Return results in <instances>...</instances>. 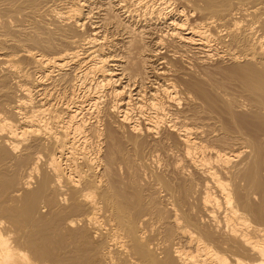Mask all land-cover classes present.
Here are the masks:
<instances>
[{"label":"bare ground","instance_id":"bare-ground-1","mask_svg":"<svg viewBox=\"0 0 264 264\" xmlns=\"http://www.w3.org/2000/svg\"><path fill=\"white\" fill-rule=\"evenodd\" d=\"M5 1L17 3L15 0H0V6ZM25 1L27 2L22 0L23 3L27 4L29 0ZM35 1L30 0L29 3L35 4ZM87 1L90 0L52 1L54 9H51V6L50 8L46 7V9L48 8L51 11L55 10L57 6L55 15H51L52 26L46 25L44 20L45 22L41 23L39 30H37L38 34L37 32L35 33L36 35L33 34L35 36L31 37L32 34L21 33V30L18 31L17 29L13 33L10 30L13 36L17 30L16 34H23L25 38L30 39L31 47L28 46V48L19 51H21L20 53L24 60L28 59L37 70L41 71V77H44V79H40L37 76L40 80L38 79L37 82H34L31 78L35 79L34 77L36 76L32 75L30 78L32 70L30 72H25L24 70L25 73L20 76V81L16 83V86L14 85L16 90L21 93L18 92L19 96L21 95L20 98L16 97V91L10 89L15 93L13 95L9 90L4 89L8 88L6 86L7 81L2 78L3 75L1 76L3 70L9 72L10 67L19 60V58L15 60L16 54H19L18 50L15 53L14 51H9V49L14 50V47L16 49L17 44L15 42L17 41L15 40V42L11 43L7 40L8 37H6L7 39L4 37L3 33H6L8 28L2 34L0 31V87L7 91L1 96L9 98V101L5 99L7 102H4L5 100L0 97L3 103L7 104L9 102L7 104L9 105L8 108H5V105L0 102L1 106L2 104L4 105L0 110L3 114L4 109H8V112L11 113H8V117L10 115L13 116L10 119L6 117L7 112H4L5 116L1 115L0 112V115L3 116H0V131H5L4 136L2 135L0 140V195L7 192L5 198L3 195L5 200L8 194V200L11 201L12 199L13 201V198L20 197L23 202L21 205L17 204L19 199H14L17 202L16 204L13 203L15 201H11V203L6 200V203L7 201L9 203V205L7 203L8 206L11 203L17 208L14 205L15 208L12 205V207H6V203L3 204L4 199L1 200L2 198L0 197V264H264V174L262 173V170H264V142L260 138L261 135H264V0H133L132 6H138L139 8L143 6L141 9L144 12L142 11L141 19L136 9L135 12H127L128 15L134 18L136 16L135 20L139 21L140 19L141 27H147L157 21L165 22L167 31L165 30V34L155 38L154 45L158 48L160 44L164 43L165 38H168V40L170 38L171 43L169 46L173 47L172 50H170L171 48L168 49L171 52L170 54L164 52V55H160L162 57L159 58L163 59V61L161 60L162 66L160 65L161 67L156 72L154 71L157 79L160 78L162 81L160 83L161 87L157 91L158 93L150 90L151 92L147 94L148 97L146 96V98L144 96L146 93H143L140 87L135 90L136 92L134 91L135 93L133 92L134 97L133 93L131 94V90L128 89L129 83H122V78H124L122 76L126 74L128 75L126 80L132 81L133 79L134 81L135 76L137 77L139 73L142 74L139 71L142 68L139 69L140 67H137L139 73L137 70L138 74L135 73L134 63V67L131 66L133 72L129 68L133 74L127 72V61L110 54V41L106 40L107 36L101 31V26L108 23L105 22V16L112 9L116 11V9L125 7V3L122 2L124 0L103 2L106 5L103 7L105 15L101 20L99 19L100 25L97 26L94 23L95 26L93 25L89 32L85 31V35H81V28L85 24L83 17H86L85 14L88 12L84 9L87 6ZM152 3L158 4L155 14L153 10L149 11L148 9ZM187 3L189 4L187 5ZM172 4H175L173 5L175 8L170 6ZM184 4L190 6V10L200 13L201 18L198 17V20L190 22L183 9ZM37 5L38 3H36V7ZM126 5L128 7L129 4ZM88 13L87 15H89ZM115 14L114 16L116 17ZM108 18H111V16H108ZM112 18L114 17L112 16ZM117 21V24L120 25L119 28L123 26L124 29V27L129 25H125L122 22L124 20L121 21L119 18ZM0 26L3 28L2 26L4 25ZM6 26L4 27L5 29ZM123 29L122 31H124ZM0 30L3 31L4 29ZM146 30L139 29L142 33ZM122 31L121 34L123 35ZM126 31L128 30L126 29ZM131 31L132 29H129V32ZM26 34L30 37L26 36ZM140 50L142 51L143 49ZM152 50L149 51L151 52ZM214 56L220 59L225 56L233 63L232 65L229 64L231 65L230 67L233 66L232 68H229V66L227 68L231 69L230 71H227L226 68L223 69V71H227V79L225 81L229 79L230 84L232 82L236 84L235 86L239 88L237 89L240 91V95L244 98L242 103H239V99L237 100L236 93H231L230 95L226 93L228 96H225V93L223 95L216 92V89L214 91L213 88L215 87L211 85L213 82L211 84H209V81V83L205 82L206 80L201 79L204 78L202 76L196 79L197 77L194 75L198 73L193 75L195 78L192 76L181 82L185 84H183L186 87L185 92L183 90L185 88H181L185 94V99L194 100L198 98L202 100L207 108L217 112L221 128L220 140H222V144L225 142L226 144H224L227 145L228 143V147L204 143L206 139L203 130L201 131L199 126H193L191 123L183 121V118L178 121V115L175 117L177 120L168 116L170 107H167L171 105L177 106L179 103L178 97L180 95H177L179 93L177 86L180 83L179 81H182L177 79L178 83L174 81L176 78L173 79V77H176L177 73L180 72L184 78H187L188 76L186 77V75L190 74L188 71L192 70V68L190 69L191 65L195 66V64L204 63L208 59L214 58ZM173 60L176 61L175 63L181 62V66H178L180 64L176 65ZM141 63L138 62V65ZM71 64L73 65L74 73H70L71 76H68V78H65L67 75L63 77L61 75L62 72ZM201 70L203 71L204 69ZM205 70L207 71L206 68ZM6 74L10 73L6 72ZM56 75L62 76L60 78L66 82L67 87H69L67 89H71L72 93L75 84L79 81H82L81 85H84V82H89L90 79L92 82L94 81V91L92 94L89 93L91 94L89 96V104L95 107L97 103H100L99 100L102 99V89H109L113 104L108 108L107 113L116 117H114L116 120H113L112 124L115 123V126L126 128L129 131V135H126L128 137L123 138L132 147L134 143L137 144L142 133L155 138L156 134H159L158 129L165 125V129L168 131L167 134L175 140L169 139L176 142L173 143L180 145L182 159L198 175L201 174V177L205 176L206 182H210L211 187L214 190L216 189L217 195L214 196L209 189L205 190L207 189V183H205V195L201 198V208L206 214H178L175 213L176 211H170V214L169 212L167 214H159L158 212L161 210L158 209V212H155L158 206L154 205L155 203L153 204L150 200L151 198L147 199L149 202L146 199L147 202L143 201L145 196L144 198L143 196L141 197L144 194L143 192L140 194L138 184H135L131 177L132 185L134 181V185L138 188H133L134 191L138 190L135 193L130 190L134 193L133 195L122 191L116 184L108 180L107 174L114 173L110 172L109 168L110 166L112 167L111 169L114 168V164L111 162V159H113L111 158L113 156L112 151L118 150L115 152H118L119 159L123 158V153H127H119L120 148H122L121 141L123 140H119L120 137L117 138V130L113 129L112 121H108V124L105 121L102 123V117L100 119L97 116L94 123H91L92 121L90 122L89 119L87 120L85 118L86 112L84 113L85 110L83 111V106L78 100L71 98L72 106H68V103V105L65 103V105L60 106L58 103L61 108L58 109L59 107L57 108L55 105L58 110H53L52 100H49L51 93L48 90L50 89V92H52V89L56 87ZM139 75L137 79H142L143 75L141 77ZM226 76L224 77L226 78ZM179 78L181 77L179 76ZM62 80L60 81L61 83ZM46 81H51L52 86L46 85L52 88L45 85ZM81 85L77 86L81 87ZM34 87H38L37 93L39 97H33ZM47 88L49 89L47 90ZM178 89L180 90L179 87ZM106 107L108 106L106 105ZM178 107L180 106L178 105ZM109 114L107 116H110ZM45 115H48L51 121H46ZM192 115L189 116L192 117ZM49 117L47 118L48 120ZM182 117L187 121L188 118L186 116L182 115ZM138 119H141L140 121L142 122ZM189 119L188 121H193ZM50 122L54 125L50 126ZM234 130H237L235 133H238L237 135H234ZM1 132L0 136L4 133ZM88 136L97 139L96 145H100L98 146L99 149H97L98 152H96L97 146L92 147L94 145V143L92 144L93 140L90 139L91 146H89L90 144L88 145ZM163 138L165 139L166 136ZM85 144L92 147L93 150L95 148V152H93L99 154V159L97 154L95 157L101 167L100 169L98 166V169L101 170L100 174L93 170V161L86 152L92 148L86 150ZM20 146L22 147L20 148L21 150H19ZM108 150L111 151L110 154L112 156L105 152ZM238 151H243L244 154L241 159L239 158L240 160L236 159L239 155ZM91 152L89 153L91 154ZM120 154L123 155L120 156ZM107 157L111 158L109 159V162H111L109 167ZM125 159H122V161ZM41 160H43L42 164L40 163ZM8 161H19L18 163L21 165L18 166L17 163V166L21 170H24L25 166V172L23 171L26 173L25 176L21 173L24 177L18 179V174L22 171L18 169L20 172H17L18 174L15 173L16 177L12 173L13 166L16 164L10 163V167L12 166L11 170L8 168ZM124 162H127V160ZM21 166L23 167L21 168ZM15 169L14 167L16 172L17 169ZM98 169L96 170L98 171ZM105 174L107 177L106 181L111 183L110 186L114 192L111 189V192L107 189L108 187L103 178ZM161 178L159 180L164 183L159 182V184H163L166 189L169 188V181L166 178L164 179L165 181H162ZM130 179L128 181H131ZM188 182L181 187V189L183 188L181 192L183 191L184 196L190 194L194 188L191 189V185L189 186L190 183ZM132 185L130 184V186ZM113 187H117L120 191L116 189V192ZM201 193L199 192L200 196ZM97 195H99V199H96ZM255 195L260 197L257 202L253 200ZM42 199L54 205L67 200L68 203L65 208L68 207L67 209H71L73 211L71 213L74 214H66L70 213V211L68 212L64 210L65 208H62L64 207L62 204L66 203L63 202L59 206H62L60 209H63L65 213H62L58 208L61 214H54L55 212L49 214L48 216L51 215L52 219L48 222L49 219L44 216L47 214H42L43 212L39 214L41 212L40 203L43 205L47 204ZM220 201L224 205L222 208H224L225 212L222 218L224 223L222 224V221L221 225H219L218 221L216 222V216L212 213L214 208H210L211 205H214L215 208L221 205ZM143 202L152 203L151 208L158 214H153L154 212L150 205L149 207L147 206L148 204L145 206ZM19 207L21 208L18 209ZM45 207L47 208L48 206ZM54 207H51L52 210H54ZM21 209L24 214H22V211L20 212ZM103 209L104 213L108 212V214H102ZM149 211L153 213L149 214ZM49 212L51 213V210ZM100 212L101 214H99ZM42 217H46V223L44 221L45 218L43 219L44 222H41ZM213 222L217 224L215 223V226L212 227L210 226L212 224L209 225V223ZM29 227L32 229H28ZM21 230L26 232V234Z\"/></svg>","mask_w":264,"mask_h":264},{"label":"rangeland","instance_id":"rangeland-1","mask_svg":"<svg viewBox=\"0 0 264 264\" xmlns=\"http://www.w3.org/2000/svg\"><path fill=\"white\" fill-rule=\"evenodd\" d=\"M15 1H17V3H16V6H15V3H14V1L13 2H4V4H3V2H2V5L0 6V25H4V26H2L3 28H1V26H0V29H4L3 31L2 30H0L1 31V34L3 33V32H6V30H7V28H8V30H7V32L8 33H10V34H8L7 32L6 33H3V35H4V37L6 38V37H8V41L9 42H11V43H13V42H15V40L17 41V42H15V44H17V47H16V49H15V47L13 48L14 50H11V49H9V51H11V52H13L14 51V53L18 50V52H19V54L17 55L16 54V58H15V60L16 59H18L19 58V62L18 61H16V63H14V65H12L11 67H10V69H9V72L8 71H2L3 73L1 74V76H2V78H4L6 81H7V84H6V86L8 87V88H4V87H6L5 85H4V89H6V90H9L10 91V93H12L13 95L15 94L16 95V97L18 96V98H20L21 97V95L19 96V93H20V91H17L16 90V83H18L19 81H20V79H21V75H22V73H25L26 71L27 72H30L31 70L33 71V74H32V71L30 72L31 74H30V78L32 77V75H34V76H36V77H34L35 79H33V78H31V80H34V82H37L38 81V79L40 78V79H44V77H41L42 76V74L40 73L41 71L40 70H37L34 66H33V64L28 60V59H25L24 60V57H22V54L20 53L21 51H19V50H21V49H26V48H28V46L29 47H31L30 45H31V43H30V39H27V38H25V36H23V34H16L17 33V30L18 31H20L21 30V33H27V34H29V35H31V37L32 36H35L36 34V32H37V34H38V31L37 30H39L38 28H39V26L41 25V23H43V22H45L46 23V25H48V26H52L51 25V15H55V12H56V10H57V6L55 7V10H48V8H50V6H51V9L53 8L54 9V6L52 7V1L54 2V0H36L35 1V4L34 3H29V1H28V3L27 4H25V3H23L22 2V0H15ZM38 1V2H37ZM62 1H64V0H62ZM108 1H110V0H90V1H87L86 2V5L88 6H86L84 9L85 10H87L88 12V14L89 15H87V13L85 14V16L86 17H83V20H85L84 22H85V24H83V27L81 28V35L83 34V35H85V31L86 32H89V30H91V28H92V26L94 25L95 26V24L98 26V25H100V20L102 19V17H104V15H105V13H103V12H105L104 11V9H103V7H105L106 5L104 4L105 2H108ZM112 1V0H111ZM18 2H20V3H18ZM21 2H22V4H21ZM24 2H27V1H25L24 0ZM41 2V3H40ZM56 2V1H55ZM89 2V3H88ZM104 2V3H103ZM123 3H125V7H123L122 9L124 10H122V9H116V11H117V13H116V11H115V9H112V11H109V13H108V15L107 16H105L106 17V21L105 22H108V23H106L107 25H103V26H101V31H102V33L103 34H105V36H107L106 37V40H109L110 42H109V44L111 45L110 46V54L111 55H113L114 57H116V58H120V59H123V60H126L127 62H126V66L128 67V69H127V72H129V73H132L133 72V70L131 69L132 67L131 66H133L134 65V63H135V68H134V70L136 71H138L139 69H141L142 68V70L143 71H145V72H143L142 70H139V71H141L142 72V74L141 73H139V71H138V73L139 74H141V75H139L138 73H137V71L135 72V73H137L138 75H139V77H141L142 75V79H137L138 78V75H137V77L135 76V78H134V81H133V79H132V81H133V83H132V81L131 80H129V79H127L126 80V78H127V74L126 75H124V76H122V77H124V78H122V83H124V84H127V83H129V85H128V89H130L131 90V94L135 91V90H137V88L138 87H140L141 88V91L143 90V93L145 92L146 94L144 95L145 96V98H146V96L148 97V95L147 94H149V92H151V91H158V89L161 87V84L160 83H162V81H161V79L160 78H158L157 79V76H155L156 74H155V72L157 71V69L158 68H160L162 65H161V63H162V61H163V59L162 58H159V57H162V56H160V55H164L166 52H167V54H170L171 52H169L168 51V49H170V50H172L173 49V47H170L169 46V44L171 43L170 41H171V39L169 38V40H168V38L166 39L165 38V41H164V43H162V45L160 44L159 46H158V48L154 45V41H155V38H157L158 36H160V35H162V34H165V30L167 31V24H165V22H163V21H157L156 23L155 22H153L152 24H150L149 26H147V27H141V24H140V16H141V14L144 12L143 11V9H141V8H143V6H140V8L138 7V6H132V3H133V0H124V1H122ZM9 3H10V5H9ZM12 3V4H11ZM14 3V4H13ZM36 3H38V5H37V7H36ZM19 4V6H17ZM21 4V5H20ZM126 4H129L128 5V7H127V5ZM154 4V5H153ZM176 4H180V3H176ZM189 3H187V5H188ZM8 7H7V6ZM14 5V6H13ZM29 5V6H28ZM91 7H90V6ZM101 5V6H100ZM173 5H175V4H172V5H170L171 7H173ZM186 4H184V7H183V9H184V12L186 13V15H187V19H189L190 20V22L193 20H196L198 17H200L201 18V15H200V13L198 14L197 13V11L196 12H194V11H192V10H190L189 8H190V6H187ZM22 6V7H21ZM24 6V7H23ZM30 6H32V7H30ZM132 6V7H131ZM152 6V7H151ZM13 7H14V9H13ZM16 7H18V8H16ZM46 7H48L47 9H46ZM90 7V8H89ZM135 7V8H134ZM3 8V9H2ZM8 8V9H7ZM11 8H12V10H11ZM20 8H21V10H20ZM132 8H133V10H132ZM137 8H139V9H137ZM173 8H175V7H173ZM18 9V10H17ZM24 9V10H23ZM135 9H136V11H137V13H138V15H139V21L138 20H135V18H136V16H135V18L134 17H131L130 15H128V13L127 12H129V11H133V12H135ZM141 9V10H140ZM149 11H151V10H153V13L155 14L156 13V11H157V9H158V4L157 3H152L151 5H149ZM4 10V11H3ZM6 10V11H5ZM12 12H11V11ZM119 10V11H118ZM156 10V11H155ZM3 11V12H2ZM16 11H18V12H16ZM21 11V12H20ZM49 12V14H48V12ZM139 11V12H138ZM143 11V12H142ZM15 12V13H14ZM26 12V13H25ZM46 12V13H45ZM53 14H52V13ZM111 12V13H110ZM125 12V13H124ZM116 13V14H115ZM7 14V15H6ZM12 14V15H11ZM114 14L116 15V17L114 16ZM119 14V15H118ZM125 14V15H124ZM5 15V16H4ZM44 15V16H43ZM127 15V16H126ZM200 15V16H199ZM100 16V17H99ZM108 16L110 17L111 16V18H108ZM112 16L114 17V18H116L115 20H114V18H112ZM130 16V17H129ZM50 17V18H49ZM99 17V18H98ZM127 17V18H126ZM129 17V18H128ZM107 18H108V20H107ZM118 18H119V20L121 19V21L122 20H124V21H122V22H124L125 23V25H128L127 27H124V29H123V26H121L120 28H119V24H117L118 23ZM100 19V20H99ZM113 19V20H112ZM129 19V20H128ZM45 20V21H44ZM112 20V21H111ZM126 20V21H125ZM198 20V19H197ZM4 21H6L5 22V24H4ZM112 23H111V22ZM117 21V22H116ZM48 22V23H47ZM126 22H127V24H126ZM133 22V23H132ZM139 22V24H137ZM7 23V24H6ZM95 23V24H94ZM109 23H110V25H109ZM115 23H116V25H115ZM142 24H143V22H141ZM155 23V24H154ZM91 26H90V25ZM137 24V25H136ZM5 25H7L6 26V29L4 28L5 27ZM115 26V27H114ZM129 27V28H128ZM134 27V28H133ZM117 28V29H116ZM128 30V31H126V29ZM15 29H17L16 30V33H14V36L15 35H17L16 37H14L13 36V32L15 31ZM83 29V30H82ZM102 29H104V30H102ZM113 29H114V31H113ZM122 29L124 30V31H122ZM129 29H132V31L131 32H129ZM139 29H147L146 31L148 32V34H147V32L145 31V32H143L142 33V31H139ZM10 30H11V32H10ZM120 30V31H119ZM152 30V31H151ZM25 31V32H24ZM117 31V32H116ZM121 31H122V33H124L123 35L121 34ZM135 31H136V33H135ZM31 32V33H30ZM127 32H128V34H127ZM140 33V34H138V33ZM162 32V33H161ZM20 33V32H19ZM131 33V34H130ZM146 33V34H145ZM26 34V36H29V35H27ZM33 34H35V35H33ZM137 34V35H136ZM153 34V35H152ZM122 35V36H121ZM125 35H128V36H126L125 37ZM141 35V36H140ZM20 36V37H19ZM113 36V37H112ZM140 36V37H139ZM14 37V38H13ZM19 39H18V38ZM23 37H24V40H23ZM30 37V36H29ZM111 37H112V39H111ZM116 37V38H115ZM121 37V38H120ZM125 37V38H124ZM134 37H136V38H134ZM138 37V38H137ZM139 38H141V39H139ZM18 39V40H17ZM21 39V40H20ZM127 39H128V41H127ZM134 40V41H130V40ZM143 39V40H142ZM151 39V40H150ZM23 40V41H22ZM29 40V41H28ZM169 42H168V41ZM27 41V42H26ZM139 41H141V42H139ZM19 42V43H18ZM21 42V43H20ZM114 44H112V43ZM130 43H131V46H130ZM136 43H138V44H136ZM144 43V44H143ZM167 43V44H166ZM120 44V45H119ZM128 44V45H127ZM165 45V46H164ZM167 45V46H166ZM136 46H137V48H136ZM143 48H142V47ZM145 46V47H144ZM19 47H21V48H19ZM23 47V48H22ZM126 47V48H125ZM131 47H132V49H131ZM18 48V49H17ZM32 48L33 49H35V47H33L32 46ZM124 48V49H123ZM136 48V49H135ZM146 48V49H145ZM115 49V50H114ZM119 49V50H118ZM128 49V50H127ZM138 49V50H137ZM140 49H143L142 51L140 50ZM151 50V49H153L151 52L149 51V50ZM155 49V50H154ZM158 49V50H157ZM36 51H37V49H35ZM35 50H33V51H35ZM123 50V51H122ZM131 50H132V53H131ZM157 50V51H156ZM166 50V51H165ZM115 51V52H114ZM128 51V52H127ZM138 51V52H137ZM130 52V53H129ZM142 52V53H141ZM165 52V53H164ZM169 52V53H168ZM118 53H119V55H118ZM122 55H121V54ZM137 53V54H136ZM146 53V54H145ZM149 53H151V54H149ZM21 54V55H20ZM117 54V55H116ZM129 54V55H128ZM135 54H136V56H135ZM124 55H126V56H124ZM146 55V56H145ZM151 55H152V57H151ZM142 57H144V58H142ZM145 57H147V58H145ZM216 56H214V58L212 57V58H210V59H208L206 62H204V63H200V64H195V66L194 65H189L190 66V69L192 68V70H189L188 72H190V74L188 73L187 75H186V77L187 78H184V76L182 75V73H177V75H176V77H173V79H175L176 78V80H174V81H177V79H178V81L179 80H182V81H179L180 83L181 82H184L186 79H188L189 77H192L194 74H197V75H194L195 77H197L196 79H199L200 77L199 76H202V77H204V78H201V79H203L205 82H207V83H209V84H211V82H213L211 85H213V87H215V88H213L214 89V91H215V89H216V92H218V93H225V96H228L227 94L229 93V95L231 94V93H236L235 94V96L237 95V100L239 101V103H242V100L244 99L241 95H240V91L238 90L239 88L237 87V86H235L236 84L235 83H233L232 81V85L229 83L230 82V80L228 81H225V79H227V76H226V72L229 70H231V69H227L228 68V66H229V68H232V67H230L233 63H231V61L227 58V57H221V59L220 58H215ZM22 58H23V60H22ZM131 58H132V60H131ZM149 58V59H148ZM143 59V60H142ZM147 59V60H146ZM22 60V61H21ZM140 60H142L141 62H143V63H141L140 62ZM162 60V61H161ZM176 60V59H175ZM175 60H173V62L175 63L176 61ZM29 61V62H28ZM145 61H146V63H145ZM159 61H161V62H159ZM228 61H230V62H228ZM131 62V63H130ZM138 62L139 63H141V64H139L138 65ZM29 63V64H28ZM130 63V64H129ZM16 64V65H15ZM145 64V65H144ZM176 65L177 64H180V65H178V66H181V62H179L178 61V63H175ZM229 64H231V65H229ZM28 65V66H27ZM72 65V64H71ZM71 65H69V66H67L68 68H66L63 72H62V74L61 75H63V77H65L66 75V77L65 78H68V76H71L70 75V73H74V68H73V65L71 66ZM142 65V66H141ZM161 65V66H160ZM203 67H201V66ZM204 65V66H203ZM207 65V66H206ZM15 66V67H14ZM32 66V67H31ZM133 66V67H134ZM156 66V67H155ZM188 66V67H189ZM200 66V67H199ZM13 67V68H12ZM139 69H138V68ZM199 67V68H198ZM36 69V71H35V69ZM69 68H71V69H69ZM132 70V72H131V70ZM205 68L207 69V71L205 70ZM219 68V69H218ZM226 68V70L227 71H223V69H225ZM34 69V70H33ZM147 69V70H146ZM154 69V70H153ZM193 69H195V70H193ZM201 69H204L203 71L204 72H207V73H204ZM11 70V71H10ZM24 70H25V72H24ZM73 70V71H72ZM128 70H130V71H128ZM223 72H225V73H223ZM13 71V73H11ZM68 71V72H67ZM121 71V70H120ZM151 71H153L152 73H151ZM155 71V72H154ZM198 71V72H197ZM201 71V72H200ZM212 71V72H211ZM6 72L7 73H10V74H6ZM19 72V73H18ZM36 72V73H35ZM66 72V73H65ZM147 72V73H146ZM191 72H192V75H191ZM195 72V73H194ZM217 72V73H216ZM1 73V72H0ZM134 73V74H135ZM150 73V74H149ZM203 75H202V74ZM215 73V74H214ZM17 74V75H16ZM37 74H39V75H37ZM69 74V75H68ZM133 74V73H132ZM206 74V75H205ZM209 74H210V76H209ZM4 75H6V77H4ZM61 75H56V79H57V82H56V87L54 88V89H52L51 91L52 92H50V89L49 88H52L51 86H52V84H51V81H46L45 82V85L46 84H49V85H51V86H47V87H49V88H47V90L49 91V93H51V97L49 98V100L51 99L52 101H51V103H52V109L53 110H58V109H60L61 107L60 106H63V105H65V103H66V105H68V106H72V104H71V102H72V99L71 98H73V99H75V100H78V101H80L79 103L83 106V111H84V113L86 114V119L88 120L89 119V121L91 122V123H94V121H96L95 120V118H96V116L97 117H99L100 119H101V117H102V123H103V121H105V123L106 124H108V121L109 122H111V124L114 122L113 120H116L115 118V116L114 115H112V114H109V113H107V110H108V108L113 104V99H112V95L109 93L110 91H109V89H102V91H101V94H102V99H100L99 100V102L100 103H97V108L95 107V106H92V105H90L89 104V96L92 94V92L94 91V81L92 82V80L90 79L89 80V82L87 81V82H84V85H81V82L82 81H79L77 84H75V87H74V91H73V93L71 92V89H67V88H69V87H67V85H66V82H64L61 78H60V76ZM146 75V76H145ZM150 75V76H149ZM182 75V76H181ZM208 75V76H207ZM215 75H216V77H215ZM226 76V78L224 77V76ZM37 76L39 77V78H37ZM149 76V77H148ZM179 76L182 78H179ZM193 76V77H194ZM8 77V78H7ZM62 77V76H61ZM134 77V76H133ZM154 77V78H153ZM194 77V78H195ZM207 77V78H206ZM7 78V79H6ZM19 78V79H18ZM147 78V79H146ZM16 79V80H15ZM18 79V80H17ZM37 79V80H36ZM39 79V80H40ZM62 80V83L60 82L61 80ZM145 79V80H144ZM149 79V80H148ZM213 79V80H212ZM9 80V81H8ZM36 80V81H35ZM141 80V81H140ZM158 82H157V81ZM17 81V82H16ZM130 81H131V83H130ZM143 81V82H142ZM154 81V82H153ZM156 81V82H155ZM177 81V82H178ZM209 81V82H208ZM223 81V82H222ZM9 82H11V83H9ZM60 82V83H59ZM65 84H64V83ZM77 82V81H76ZM127 82V83H126ZM139 82V83H138ZM178 82V83H179ZM214 82H215V84H214ZM80 83V84H79ZM177 83V84H178ZM178 84V86H177V90H178V94L177 95H180L179 97H181V98H179L178 97V101H179V103L177 104V106L176 105H171V106H168L167 108H169V114H168V116H169V118H171V119H176L175 117L178 115V121H181L182 120V118H183V121H185V122H188L189 124L191 123L193 126H199V129L202 131L203 130V133H204V137H205V139H204V137H203V139L205 140V142L204 143H206V144H209V145H212V144H214L215 146H219V147H228V143H227V145H225L224 143V145L222 144V140H220V136H219V134H220V131H221V128H220V123H219V115L217 114V112H215V111H213V110H211V109H209V108H207V106H205V104L202 102V100H200V99H198V98H196V99H191V100H188V99H185V94H184V92L186 91V87L184 86L185 84L184 83H181V84ZM218 83H220V84H218ZM9 84V85H8ZM58 84H60V85H58ZM152 84H154V85H152ZM184 84V85H183ZM224 84V85H223ZM15 85V86H14ZM36 85V84H35ZM63 85V86H62ZM64 85H66V86H64ZM77 85H81V87L80 86H77ZM149 85H151V86H149ZM217 85H218V87H217ZM88 86V87H87ZM90 86H91V88H90ZM133 86V87H132ZM223 86V87H222ZM225 86H227V87H225ZM231 86V87H230ZM233 86V87H232ZM12 87V88H11ZM58 87V88H57ZM61 89H60V88ZM62 87H64V88H62ZM79 87V88H78ZM155 87V88H154ZM158 87V88H157ZM178 87L180 88V90H182V88H185V89H183L184 90V92H183V90L182 91H180L179 89H178ZM182 87V88H181ZM217 87V88H216ZM220 87V88H219ZM222 87V88H221ZM37 88L38 87H34V90L36 91H33V97L35 98V97H39V94L37 93ZM90 88V89H89ZM92 88H93V90H92ZM233 88H235V89H233ZM238 88V89H237ZM12 91H16L15 93L14 92H12ZM15 89V90H14ZM76 89H77V91H76ZM221 89H223V90H221ZM227 89H229V90H227ZM233 91H232V90ZM3 89L0 87V97H2L3 98V96H1L4 92H7L6 90H3ZM87 90H89V91H87ZM151 90V91H150ZM219 90V91H218ZM221 90V91H220ZM232 92H231V91ZM8 91V92H9ZM64 91V92H63ZM67 91V92H66ZM83 91V92H82ZM108 91V92H107ZM229 91V92H228ZM235 91V92H234ZM19 92V93H18ZM54 92H55V94H54ZM60 92V93H59ZM86 92H87V94H86ZM136 92V91H135ZM134 92V93H135ZM181 92V93H180ZM36 93V94H35ZM89 93H91V94H89ZM134 93H133V96L135 97V95H134ZM158 93V92H157ZM159 93H160V91H159ZM227 93V94H226ZM21 94V93H20ZM110 94V95H109ZM239 94V95H238ZM55 95V96H54ZM66 95V96H65ZM72 95V96H71ZM109 95V96H108ZM192 95V94H191ZM224 95V94H223ZM65 98V99H67V100H65L63 97ZM69 96H71V97H69ZM49 97V96H48ZM62 97V98H61ZM78 97V98H77ZM193 97V96H192ZM1 98V99H2ZM53 98V99H52ZM56 98V99H55ZM70 98V99H69ZM110 98V99H109ZM195 98V97H194ZM4 100L6 99L7 101H9V98H6V97H4L3 98ZM2 99V100H3ZM55 99V100H54ZM105 99V100H104ZM3 100V101H4ZM4 101V102H7V101ZM69 100H71V101H69ZM84 102H83V101ZM88 100V101H87ZM146 100V99H145ZM193 100V101H192ZM195 100H197V101H195ZM54 101V102H53ZM109 101H111V102H109ZM241 101V102H240ZM244 101V100H243ZM0 102H2L1 100H0ZM64 102V103H63ZM108 102V103H107ZM187 102V103H186ZM201 102V103H200ZM3 103V102H2ZM1 103V104H2ZM58 103L60 104V106L58 105ZM63 103V104H62ZM68 103V104H67ZM111 103V104H110ZM190 105H189V104ZM4 105H5V108H8L9 107V105H7V104H9V102L7 103V104H5V103H3ZM2 104V106H4ZM108 106V107H106V105ZM57 106V108H56V106ZM99 105V106H98ZM178 105L180 106V107H178ZM198 105V106H197ZM1 105H0V108L2 107ZM88 106V107H87ZM191 106H193V107H191ZM94 107V108H93ZM99 107V108H98ZM106 107V108H105ZM195 107V108H194ZM55 108V109H54ZM85 108V109H84ZM101 108H102V110H101ZM179 108V109H178ZM200 108V109H199ZM2 109H4V108H2ZM92 109V110H91ZM95 109V110H94ZM104 109H106V110H104ZM173 109V110H172ZM177 109V110H176ZM182 109V110H181ZM5 111V113H6V117H8V115L9 114H11V113H9L8 111V109L6 110V109H4ZM186 110H187V112H186ZM190 110H191V112H190ZM96 111V113H94ZM173 111V112H172ZM176 111V112H175ZM184 112V114H182L183 112ZM196 111V112H195ZM199 111V112H198ZM205 111V112H204ZM0 112H1V110H0ZM4 112H3V114H2V112H1V115H3V116H5V114H4ZM90 112H92V114H90ZM105 112V113H104ZM175 112V113H174ZM181 112V113H180ZM9 113V114H8ZM103 113V114H102ZM174 113V114H173ZM176 113H178V114H176ZM185 113H187L186 115H185ZM192 113H193V115H192ZM105 114V115H104ZM110 115V116H107V115ZM173 114V115H172ZM0 115V116H1ZM99 115V116H98ZM182 115L183 116H186L187 118H188V116L190 115H192V117H190L189 116V120H193V121H188V119H187V121H186V119H184V117H182ZM3 116H1V117H3ZM87 116H89V117H87ZM94 117V118H92V117ZM106 116V117H105ZM113 116V117H112ZM173 116V117H172ZM213 116V117H212ZM218 116V117H217ZM10 117H12L13 118V116L12 115H10ZM10 117H8V118H10ZM49 116L48 115H45V120L46 121H51L50 120V117H49V120L47 119ZM115 117V118H114ZM135 117H137V116H135ZM211 117V118H210ZM12 118H10V119H12ZM92 119V120H91ZM180 119V120H179ZM218 119V120H217ZM139 121L141 120V119H138ZM177 120V119H176ZM205 120V121H204ZM202 121V122H201ZM86 122H88V121H86ZM140 122H142V121H140ZM194 122V123H193ZM197 122V123H196ZM200 122V123H199ZM208 122V123H207ZM217 122H218V124H217ZM51 123V122H50ZM110 124V123H109ZM110 124V125H111ZM54 125V124H53ZM52 125V123L50 124V126H53ZM112 125H114L112 128L114 129V130H117L116 131V133L118 134H116L117 135V138H119V140L120 139H122L123 141H121V143H122V148H120L121 150H119V153H123V152H127L126 154L125 153H123V154H120V156L121 155H123V158L121 157V159H119L120 157L118 156V152H115V151H118V150H114V151H112L113 153V156H112V154H110L111 153V151H105V152H107L108 154H110L112 157L111 158H113V159H111L110 157L108 158L107 157V159H108V162L110 161L109 159H111V162H112V164H114V168L113 169H111L112 167L110 166L111 165V162H109L107 165H108V167L110 168V172H114L113 174H107V177H108V180H110L111 182H113L114 184H116L117 185V187L118 188H120L122 191H126L128 194H131V195H133L136 191H138V190H135L134 191V187H135V189H138V188H140L139 189V191H140V194H142V192H143V194L144 195H141V197L143 196V198H144V196H145V198H144V202H147L150 198V200L153 202V204L154 205H156V206H158V208L155 210V212L157 211L158 212V209H160L161 211L160 212H158L159 214H167L168 212H169V214H170V211H173V212H175V213H178V214H206L205 213V211L201 208V198L203 197V195H205V190H210V193L212 194V195H217V192H216V189L214 190V188L213 187H211V183L210 182H206V178H204L205 176H203V177H201L200 175H198L192 168H190L186 163V161L184 160V159H182V156L180 155L181 153V150H180V145H178V143L177 144H175L176 142L175 141H173V140H175V139H173L172 138V136H170L169 137V135L167 134V132L168 131H166V127H165V125L164 126H161L160 127V129H158V131H159V134L157 133L156 134V137L155 138H153V137H151L150 135H148V134H145V133H142V135H141V137H139V139H138V142H137V144L136 143H134L133 144V147H132V145L131 144H128L127 142V140L125 139V138H123V137H128V136H126L127 134L129 135V131L126 129V128H121V127H117V125L115 126V123L114 124H112ZM205 125V126H204ZM218 125V126H217ZM200 126H201V128H200ZM118 128V129H117ZM163 129V130H162ZM165 129V130H164ZM220 129V130H219ZM125 130V131H124ZM127 130V131H126ZM2 131V130H1ZM0 131V132H1ZM165 131V132H164ZM211 131V132H210ZM237 131V130H236ZM236 131L234 130V135H237V134H235L236 133ZM4 132V133H3ZM124 132V133H123ZM163 132V133H162ZM215 132V133H214ZM1 133H3V134H1V136H0V140H1V137H2V135L4 136V134H5V131H2ZM212 133V134H211ZM207 134V135H206ZM214 134V135H213ZM121 135V136H120ZM166 136V138L164 139L163 137H165ZM216 136V137H215ZM243 137H244V135H242ZM264 136V135H263ZM263 136L261 135L260 136V138H262V141L264 142V138H263ZM149 138V139H148ZM158 138V139H157ZM162 138H163V141H162ZM169 138H172L173 140H171V139H169ZM215 138V139H214ZM93 140L92 141V144L94 143V145H92V147H96V152H98L97 151V149H99L98 148V146H100L99 144H97L96 145V142H97V139L96 138H93V137H90V136H88V139H87V143H88V145L89 146H91V140ZM222 139V138H221ZM145 140V141H144ZM155 140H156V142H155ZM208 140V141H207ZM211 140V141H210ZM261 140V139H260ZM215 141V142H214ZM220 141H221V143H220ZM146 142V143H145ZM151 142V143H150ZM160 142V143H159ZM173 142H175V143H173ZM209 142V143H208ZM212 142V143H211ZM99 143V142H98ZM127 143V144H126ZM157 143V144H156ZM143 144V145H142ZM156 144V145H155ZM163 144V145H162ZM169 146H168V145ZM173 144H175V145H173ZM221 144V145H220ZM87 144H85V148H86V150L88 149V148H92V147H89ZM127 145V146H126ZM178 145V146H177ZM137 146V147H136ZM153 146V147H152ZM240 146V145H239ZM129 147V148H128ZM163 149H161V148ZM170 147V148H169ZM229 147H230V145H229ZM20 148H22L21 146L19 147V150H21ZM166 148V149H165ZM178 148V149H177ZM236 148H238V147H236ZM127 149V150H126ZM239 149V148H238ZM19 150H17L18 152H19ZM107 150V149H106ZM125 150V151H124ZM167 150V151H166ZM90 151H92L91 152V154L93 155H91L89 152ZM95 152V148H94V150H93V148L91 149V150H87L86 152H87V154H88V156H89V158L91 157V159H92V161H93V170L95 171V172H99L98 174H100V172H101V170H99L98 169V166H99V161L97 160V158L95 157V156H97L98 155V159H99V154L98 153H94ZM121 151V152H120ZM129 151V152H128ZM134 151V152H133ZM18 152H16V153H18ZM172 152V153H171ZM107 153H105V154H107ZM117 155H116V154ZM238 154V156L236 157V159H238V160H240L241 159V157H243L244 156V154H243V151H238L237 152ZM97 154V155H96ZM102 154V153H101ZM107 154V155H108ZM110 155H108V156H110ZM178 155V156H177ZM115 156V157H114ZM116 156H118V157H116ZM126 156H127V158H126ZM93 157V158H92ZM126 159H125V158ZM135 157V158H134ZM176 157V158H175ZM116 158V159H115ZM153 158V159H152ZM240 158V159H239ZM94 159V160H93ZM115 159V160H114ZM122 159H125V160H123L122 161ZM175 159V160H174ZM180 159V160H179ZM64 160V159H63ZM112 160H114V161H112ZM127 160V162H124V161H126ZM237 160V161H238ZM96 161V162H95ZM129 161V162H128ZM141 161V162H140ZM174 161V162H173ZM181 161V162H180ZM9 162V161H8ZM19 161H16V162H9L8 163V168L9 169H11L12 168V166L10 167V163H14L13 165H15V166H13V170H12V173H17V172H20V171H22V172H20L19 174H18V179H21V177H24L25 176V174L26 173H24L25 171V166H24V170H21L20 169V167H18V166H20L21 164L20 163H18ZM159 162V163H158ZM17 163H18V166H17ZM40 163L42 164L43 163V160H41L40 161ZM116 163V164H115ZM140 163V164H139ZM180 163V164H179ZM97 165V167H96V165ZM175 165V167H174V165ZM177 164V165H176ZM116 165V166H115ZM182 165V166H181ZM185 165V166H184ZM1 167V166H0ZM14 167L17 169V171L15 172L14 171ZM18 167V168H17ZM23 166H21V168H22ZM98 169V171L96 170V169ZM99 168L101 169V167L99 166ZM15 169V170H16ZM18 169H20V171L18 170ZM130 169V170H129ZM182 169V170H181ZM11 170H10V172H11ZM180 170V171H179ZM14 171V172H13ZM24 171V172H23ZM128 171V172H127ZM150 171V172H149ZM184 171V172H183ZM264 170H262V173L264 174V172H263ZM9 172V173H10ZM21 173H22V175H24V176H22L21 175ZM156 173V174H155ZM151 174V175H150ZM263 174H262V176H263ZM16 175V174H15ZM20 175V176H19ZM111 175V176H110ZM132 175V176H131ZM157 175H159V176H163V178H161V177H159V178H161V180L162 181H165L164 179L166 178L169 182V184H170V187L169 188H167L166 189V187H164V185L163 184H159V182L160 183H164V182H161L160 180H159V178L157 177ZM190 175V176H189ZM200 176V177H199ZM16 177H17V175H16ZM106 174H105V176H103V178L105 179V182H106V185H107V189L111 192V190H112V188H111V183H108L109 181H106ZM111 177V178H110ZM130 177L132 178V180H134L135 181V184L137 183L138 185V188L136 187V185H134V181H133V185H132V180L130 179ZM191 177V178H190ZM110 178V179H109ZM264 178V177H263ZM114 179V180H113ZM131 180V181H128V180ZM158 179V180H157ZM191 179H193V180H191ZM122 180V181H121ZM115 181V182H114ZM189 181V182H188ZM208 181V180H207ZM185 182V183H184ZM190 183L189 184V186L191 187V192H190V194H188L187 196H184V193H183V191L181 192V190L183 189H181V187L182 186H185V184L186 183ZM172 183V184H171ZM183 183H184V185H183ZM205 183H207L206 184V187H207V189H205L204 190V187H205ZM130 184L133 186H130ZM143 184V185H142ZM204 184V185H203ZM209 184V185H208ZM115 185V186H116ZM119 185V186H118ZM153 185V186H152ZM203 185V186H202ZM176 186V187H175ZM110 187V188H109ZM117 187H113L114 189H115V191H116V189H118ZM149 187V188H148ZM205 187V188H206ZM209 187V188H208ZM132 188V189H131ZM111 189V190H110ZM124 189V190H123ZM165 189V190H164ZM171 189V190H170ZM130 190H132L134 193H132ZM173 190V191H172ZM113 192H114V190H112ZM117 191H120L119 189L117 190ZM116 191V192H117ZM167 191V192H166ZM211 191H213V192H211ZM151 192V193H150ZM199 192H202L201 193V196H200V194H199ZM7 193V192H6ZM6 193H3V194H1L0 195V197L2 198L1 200H3L4 198H5V195H6ZM158 193V194H157ZM216 193V194H215ZM3 195H4V198H3ZM148 195V196H147ZM149 195H150V197H149ZM178 195V196H177ZM7 196L9 197V195L7 194ZM257 196L258 195H255L254 196V198H253V200H255L254 202H257V200H260L259 198V196H258V199H257ZM8 197H7V199L6 200H8ZM97 198L96 199H99V195H97L96 196ZM147 197V198H146ZM157 197V198H156ZM186 197V198H185ZM188 197V198H187ZM256 197V198H255ZM185 198V199H184ZM200 198V199H199ZM10 199V198H9ZM14 199H19L18 200V203L16 202V200H14ZM147 201H146V200ZM182 199V200H181ZM6 200L4 199V201H3V204H5L6 203ZM45 199H42V201L43 202H45L44 201ZM198 200V201H197ZM8 201H10V200H8ZM8 201H7V203H8ZM11 201H12V199H11ZM10 201V202H11ZM13 201H15V202H13ZM13 203H17V204H21L22 205V200H21V198L19 197V198H13ZM41 201V202H42ZM63 201V200H62ZM150 201V202H151ZM11 202V203H12ZM42 202V203H43ZM63 202H66L65 204H62ZM63 202H60V203H56V205H54V204H49L48 202H45V204L46 205H43V204H41L40 203V210H41V212L39 213V214H41L42 212V214H47V215H44V216H46L47 217V219H49L48 220V222L52 219V217H50V216H48L49 214H53L54 212V214H61L60 212L62 211V213H65V211H63V209L65 208V205L68 203V201L66 200H64ZM143 202V204H145V206L148 204V203H144ZM149 202V201H148ZM7 203H6V207L9 205V203H8V205H7ZM10 203V206L12 205H14V204H11ZM183 203V204H182ZM188 203V204H187ZM221 205H222V202L220 201L219 202ZM64 205V207H62V206H59V205ZM152 204V203H151ZM150 203L147 205L148 207H149V205H150V208L152 207V205H151ZM173 204H174V206H173ZM58 205V206H57ZM153 205V207H155ZM219 205V206H217L216 208H215V206L214 205H208V206H210V208H214V209H212V213L213 214H215V216L217 217H215V219H216V222L218 221L219 222V225H221L220 223L223 221L222 220V218H223V214H225V212H224V208H222V207H224V205ZM10 206H8V207H10ZM11 206V207H12ZM15 206V205H14ZM13 206V207H14ZM18 206V205H17ZM24 206V205H23ZM43 206V207H42ZM45 206H48L47 208L45 207ZM52 206H57L56 208L54 207V210H52ZM67 206V205H66ZM221 206V207H220ZM16 207V206H15ZM14 207V208H15ZM22 207V206H21ZM21 207H19L18 209H20ZM63 208V209H60V208ZM171 207V208H170ZM17 208V207H16ZM61 210V211H59V209ZM68 208V207H67ZM67 208H65L64 210H67L68 212L70 211V213H66V214H74V213H71V209H67ZM149 208V209H150ZM181 208V209H180ZM200 208V209H199ZM209 208V207H208ZM209 208V209H210ZM218 208V209H217ZM22 209H23V207H22ZM22 209L20 210V212L22 211ZM48 209H50L51 210V213L49 212L50 210H48ZM152 209V208H151ZM150 209V210H151ZM167 209V210H166ZM170 209V210H169ZM178 209V210H177ZM219 209H221V210H219ZM223 209V210H222ZM47 210V211H46ZM58 210V211H57ZM162 210H164V211H162ZM57 211V212H56ZM152 211H153V209H152ZM152 211H149L150 213L149 214H152L153 212ZM204 211V212H203ZM216 211V212H215ZM20 212H19V214H20ZM73 212V211H72ZM75 212V211H74ZM152 212V213H151ZM153 213V214H158V213ZM76 213V212H75ZM81 213V212H80ZM79 213V214H80ZM104 213V209L102 210V214ZM22 214H24V212L22 211ZM38 214V213H37ZM77 214V213H76ZM99 214H101V212L99 213ZM104 214H108V212L106 213H104ZM220 214V215H219ZM222 215V216H221ZM220 216V217H219ZM46 217H42V220H41V222H44L45 221V223L47 222V219H46ZM50 217V218H49ZM45 218V219H44ZM2 219V218H1ZM43 219H44V221H43ZM221 220V221H219V220ZM216 222H213V223H209V225L210 224H212V225H210V226H215V223ZM224 223V221L222 222V224ZM42 225H43V223H41ZM217 224V223H216ZM32 228H33V226H31ZM31 227H29L28 229H32ZM23 229H25L24 227H23ZM27 229H25V231H26ZM22 231V230H21ZM29 231H31V230H29ZM22 232H24V231H22ZM27 232H28V230H27ZM25 234H26V232H24ZM25 236V235H24Z\"/></svg>","mask_w":264,"mask_h":264}]
</instances>
